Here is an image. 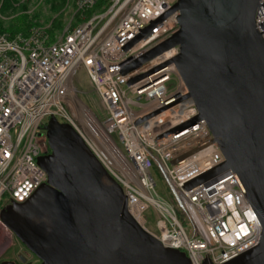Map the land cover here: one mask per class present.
<instances>
[{
	"label": "built area",
	"instance_id": "1",
	"mask_svg": "<svg viewBox=\"0 0 264 264\" xmlns=\"http://www.w3.org/2000/svg\"><path fill=\"white\" fill-rule=\"evenodd\" d=\"M178 1L66 0L58 35L42 26L0 34V212L47 183L38 164L50 153L42 127L56 117L121 186L130 215L164 248L185 253L191 264H226L259 245L261 224L232 172L187 187L225 158L204 120L187 125L199 113L171 63L179 47L123 74L179 30L178 13L162 19ZM255 22L264 27V0ZM81 71L104 118L79 98Z\"/></svg>",
	"mask_w": 264,
	"mask_h": 264
},
{
	"label": "water",
	"instance_id": "2",
	"mask_svg": "<svg viewBox=\"0 0 264 264\" xmlns=\"http://www.w3.org/2000/svg\"><path fill=\"white\" fill-rule=\"evenodd\" d=\"M260 2L179 0L162 18L178 13L179 30L123 70L179 47L171 63L199 113L187 125L204 120L225 158L187 187L232 172L262 227L259 245L226 264H264V27L255 22ZM42 130L50 153L38 164L47 183L27 202L0 212L1 224L39 264H191L133 219L121 186L70 125L51 117Z\"/></svg>",
	"mask_w": 264,
	"mask_h": 264
},
{
	"label": "rangeland",
	"instance_id": "3",
	"mask_svg": "<svg viewBox=\"0 0 264 264\" xmlns=\"http://www.w3.org/2000/svg\"><path fill=\"white\" fill-rule=\"evenodd\" d=\"M3 4L4 0H0V23L2 24L0 34H7L9 36L18 19L24 17L23 22L25 23L22 26L16 25L18 29L42 26L46 27L47 31L54 37L67 21L66 14L69 12L65 11L66 9H62L66 5V0H17L13 1L7 10H5ZM75 87L78 90L79 98L92 111L96 112L101 118H104L100 100L90 87L84 71L79 72L76 77ZM155 179L158 191L162 194L164 191L163 182L158 175ZM149 220L154 225L152 216L149 217ZM20 256L25 257L30 264L40 263L10 230L0 225V263L12 261L21 264L18 259Z\"/></svg>",
	"mask_w": 264,
	"mask_h": 264
},
{
	"label": "trees",
	"instance_id": "4",
	"mask_svg": "<svg viewBox=\"0 0 264 264\" xmlns=\"http://www.w3.org/2000/svg\"><path fill=\"white\" fill-rule=\"evenodd\" d=\"M13 1H17V0H4V4L3 5L5 7V10H7L11 6V4H12ZM22 18L18 19V22L15 23V24L18 25V26H22L25 23V22H23L25 18L24 17H22ZM16 25L13 26L12 32H10L11 33L10 34V37H14L18 33H24V34H26L28 32V30H29V28H27V29H18L16 27ZM1 29H2V24L0 23V30Z\"/></svg>",
	"mask_w": 264,
	"mask_h": 264
},
{
	"label": "bare ground",
	"instance_id": "5",
	"mask_svg": "<svg viewBox=\"0 0 264 264\" xmlns=\"http://www.w3.org/2000/svg\"><path fill=\"white\" fill-rule=\"evenodd\" d=\"M190 106V104H188V105H184V109L186 110V109H188V107ZM1 225V224H0Z\"/></svg>",
	"mask_w": 264,
	"mask_h": 264
},
{
	"label": "flooded vegetation",
	"instance_id": "6",
	"mask_svg": "<svg viewBox=\"0 0 264 264\" xmlns=\"http://www.w3.org/2000/svg\"><path fill=\"white\" fill-rule=\"evenodd\" d=\"M26 264H30V262H27Z\"/></svg>",
	"mask_w": 264,
	"mask_h": 264
}]
</instances>
